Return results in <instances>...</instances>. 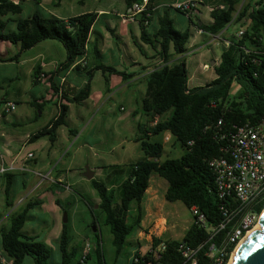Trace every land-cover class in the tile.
I'll use <instances>...</instances> for the list:
<instances>
[{"label":"trees","instance_id":"16d2710c","mask_svg":"<svg viewBox=\"0 0 264 264\" xmlns=\"http://www.w3.org/2000/svg\"><path fill=\"white\" fill-rule=\"evenodd\" d=\"M124 1L131 7L139 0ZM154 1L149 0L147 5L151 14L147 23H144V12L139 14L141 41L149 44L160 59V63L144 77L146 88L141 109L150 118L157 117L152 126L141 125L139 136L136 138L144 157L124 165L112 164L108 166L111 171L106 178L93 177L89 180L98 193V200L89 201L88 208L91 213H95L97 209L103 213V223L112 234L116 254L121 252L127 238L141 228L144 215L141 202L153 172L167 181L164 193L166 200L181 201L189 210L192 206H197L204 213L208 223L218 224L223 219L220 206L229 205L232 200L219 197L215 176L208 160L227 155V136L234 125L247 121L256 122L264 115V0H224L226 7L215 9L211 14V21L199 26L202 31L216 35L228 24L233 23L238 25V30H242V33L233 34L228 38V45L223 48L218 63L213 66L215 77L203 85L191 88L187 86L189 75L184 58L171 61L173 52L183 54L187 51L189 30L174 28L172 19L168 12H165L158 18L154 31H147L146 28L152 19ZM21 10L20 2L0 0V16L9 12L20 13ZM96 18L95 12L81 13L65 19L44 15L38 11L17 20L0 18V39L19 46L16 56L45 39H54L63 45L66 52L65 60L60 65L63 68L74 66L84 70L88 78L87 83L70 98L65 96L63 87L59 88L64 99L59 104L57 114L31 134V140L47 137L51 145L55 142L58 127L66 125L67 103H80L89 96L90 79L94 70L117 73L124 79L131 77L102 63L88 70L87 62L83 66L78 63L81 59L86 61L88 34ZM9 21L15 22L14 29H7ZM134 43L143 51L139 42ZM95 51L100 54L99 50ZM37 77V71H34V81ZM233 83L239 85L240 90L233 97H229ZM51 87L58 91L52 81ZM4 101L0 99V105ZM162 131L170 132L180 143L183 152L179 157L159 160L163 144L149 138L152 134ZM3 175L5 203L6 207L10 208L13 205L10 192L16 174L10 171ZM110 178L113 179V184ZM63 185L70 188L66 183ZM54 187L50 189L55 192ZM55 201L58 204L60 202L58 198ZM38 204L40 201L37 199L28 200L23 206L9 213L8 227H0L2 251L11 259L10 263L5 262L0 254V264H23L26 256H30L34 264H49V247L40 241L37 235L22 230L28 211ZM263 207L264 200L259 202L255 209L260 212ZM94 223L96 219L93 220L92 224ZM226 230L227 227L219 231L217 238L222 237ZM95 235L94 264H106L99 236L97 233ZM159 239H165L167 246L157 260L146 252L142 255L136 254L138 260H134L133 264H179V243L186 242L191 246H198L207 239V234L192 223L180 240L154 238L153 245ZM208 246L206 243L202 244L199 252L201 258L204 257L203 252ZM59 248V264H88L91 258V249L83 256L82 242H72L68 222L62 223ZM202 264H209V260L204 259Z\"/></svg>","mask_w":264,"mask_h":264},{"label":"rangeland","instance_id":"374dc122","mask_svg":"<svg viewBox=\"0 0 264 264\" xmlns=\"http://www.w3.org/2000/svg\"><path fill=\"white\" fill-rule=\"evenodd\" d=\"M21 3L24 9L23 13L28 9H33L35 6L33 1ZM26 15L28 14H25L23 17ZM185 19H187L186 16ZM103 22L104 19H101V21L97 23V26L102 27ZM14 28L13 23L9 21L7 29ZM1 41L7 42L8 44L10 42L0 39V51L5 52L6 45L5 43H1ZM119 47L122 50L125 49L124 44H120L119 41L114 40L113 49H106L104 51V59L97 58V61L99 60V63L102 62L108 66H115L119 63V59H117ZM206 50V48L203 49L204 52ZM197 57L198 55L195 57L194 55L186 56L187 68L189 71L192 70V65L190 64L191 59H196ZM92 60H94L93 57ZM201 62L202 60H200V63ZM26 68L27 65L20 66L15 62L1 61L0 59V93L4 94L6 90H9L7 92L9 96V92L13 91L16 81L25 89L22 96H20L22 101L16 105L14 111L3 114L4 103L0 105V166L10 163L8 160L11 157L10 155H13L14 151H19V154L24 156L31 147L29 144H21L17 142L15 138H12L15 132H18L21 137H24L29 131H34L37 127L45 125L56 112L55 105L48 102V106L42 114L39 113L40 110H37V121L19 126H14L9 123L16 120L17 116H19V119L22 121H27L26 119L32 113L33 109L24 101L25 99L32 101L34 95L39 98L42 96L47 97L48 95L47 90L49 89L44 85V82L38 84L31 83ZM64 73L65 72H63V74ZM14 77L17 78L15 79ZM67 79L72 83H80V79L77 78L75 71H70L67 75ZM91 84L93 94L89 103L90 105L88 107H80L79 105L71 104L69 115L66 120L67 125L59 127L55 158L47 154L49 141L46 138H41L38 144L44 143V146L42 149L39 148V155L36 162L34 163L31 161L28 163L26 166L29 167L24 173L13 170L16 175L10 192V198L18 202L21 197H25L22 201H19L20 207L28 200L37 199L40 201V204L28 211L22 230L37 235L38 239L49 247L51 251L48 259L49 264H59L61 260L59 237L64 213H66L67 216L72 242H82V250L86 240L90 243L91 258L88 260V264H94L96 260V255L93 250L96 241L95 233L99 236L100 247L106 264H133L135 255L146 253L150 246V243L146 244L144 242H141L140 245L135 244L133 236L136 234V230L127 238V242L121 252L116 254L112 244V234L108 226L103 223V213L98 209L95 213H91L88 208L87 203L89 201L98 200V193L91 186L89 179L84 176L82 172L79 173V169L89 165H98V167H100L102 164L116 162L130 163L142 159L144 157V152L140 147L139 141H136L134 137L139 134L140 126L149 127L151 120L141 109L140 105L138 113L133 115L130 110L131 106L126 101L128 95H133L134 97L140 96V89L132 90L128 88L118 91L113 87L112 99L106 103L101 102L92 108L91 102L95 101L104 86V79L101 71H96ZM238 90H240L239 85L233 83L229 91V97L236 95L239 92ZM9 97L10 99H14L15 97L20 98L18 95H11ZM121 104L125 108L120 109L119 106ZM87 108H90L92 112L89 118L91 121L83 130L84 126L81 124L80 114L85 113ZM68 128H76L77 138L68 136ZM166 135H168L167 140H165ZM149 139L151 141H161L163 143L164 149L159 160L179 157L183 152L175 136L167 131L152 134ZM7 142L10 143V146L7 145ZM169 145L171 146L167 149L166 146ZM33 146L38 147V145ZM66 167L72 169L71 173H67V182L70 188L62 187L58 182L54 183L56 184V187H54L52 178L57 172ZM38 171H40V173ZM50 172L52 173L49 174ZM100 172V168H97L95 174L97 179H102L103 177L100 176ZM23 183L28 185L27 188L23 186ZM149 183L151 186L155 187V189L159 190V197L161 200L159 209L169 213L170 218L176 221L181 227L175 232V236L180 240L184 232L182 227H188L193 220L190 210L181 201H168L165 199L164 193L167 181L156 172L151 174ZM3 187L4 175L0 173V215H3L6 211ZM51 187H54L56 191H52L50 189ZM57 198L60 201L59 204L55 201ZM142 202L146 205L145 197H143ZM94 206L96 209L97 204L95 203ZM147 208H149L148 205ZM155 208L156 207H153L152 210ZM94 219H96V223H94L96 227L95 231L92 228ZM2 225L3 227H8V217ZM0 251L3 253L1 244ZM24 264H33L32 258L27 256Z\"/></svg>","mask_w":264,"mask_h":264},{"label":"crops","instance_id":"0c3cea01","mask_svg":"<svg viewBox=\"0 0 264 264\" xmlns=\"http://www.w3.org/2000/svg\"><path fill=\"white\" fill-rule=\"evenodd\" d=\"M12 1L20 2V4H22L21 2L26 3L27 1H33L35 3V6L33 7V9L30 10L28 9L23 13L24 9L23 6L21 5L22 10L20 13L13 14L9 12L4 16H0L1 19L3 20L8 18L11 20L22 19L24 18L23 16L25 14L30 15L33 12H37V11L44 15H54L59 18H65V19L86 12L97 13V18L89 31L88 40L86 43V50H87L86 62L88 66L87 70L90 67H94L102 63V62L99 63V60L97 61V58L104 59V51L106 49H111V50L113 49L114 40L119 41L120 44H124L125 46L124 50H122L120 47L118 48L117 59H119V63L112 67L116 68L119 71L125 72L131 77L124 79L120 74L117 73H110L107 71L103 72L100 69L94 70L92 72L90 79L91 89L89 96L80 103H75V102L67 103L68 113L66 120L69 115L71 104H76L79 105L80 107L83 106L88 107L90 105L89 103L91 101V97L93 94L91 82L96 71H101V74L104 79V86H103V90L100 91L99 96L95 99V101L91 102L92 103L91 107L93 108V106L101 102L106 103L110 101V99H112L113 97V91H112L113 87H115L114 89L118 91L128 88H131L132 90L140 89L141 90L140 96L134 97L133 95H128V98L126 99L127 103L131 106L130 110L132 114L135 115L136 113H138L139 105L141 107L142 99L145 94L146 83L144 77L148 72H150L155 67V65L160 63V59L156 55L154 49L149 44L143 43L141 41L140 38L141 29L139 26L140 15L139 14L136 15L134 19H128L127 15L129 13L130 7L126 5L124 0H12ZM178 1L181 0H155L153 12H152V19L149 27H147L146 30L153 32L155 26H157L158 18L162 16L165 12H168L169 17L172 19L174 28L178 30H184V29L189 30V38L186 43L187 51L183 54H175L171 49V52H173V58L171 61L184 58L186 63L187 55H194V57L198 55L196 59L195 58L191 59L190 64L192 65V70L189 71L187 68L189 75L187 86L191 88V87L203 85L215 77L213 66L218 63L223 48L228 45V38L233 34H237L239 30H238V25L233 23L228 24L222 31H220L216 35L206 33L199 28V26L202 23L206 24L211 21V14L215 9L217 8L224 9L226 7L224 0H196L197 8L190 14L180 12L173 8V5ZM185 16L187 17V19H185ZM101 19H104V22L102 23L103 26L99 27L97 26V23L101 21ZM11 22L15 27V22L13 21ZM134 41H137L142 45L143 51H140L138 49ZM1 43H5L6 45V51L5 52L0 51L1 61L15 62L17 65L20 66L27 65L26 70L29 75L31 83L38 84L44 82L45 83L44 85L49 89L47 90V94H48L47 97L42 96L39 98L34 95L32 97L33 98L32 101H29L27 99L24 100L32 107L33 109L32 113L27 117L26 119L27 121H22L21 119H19L20 117L17 116L16 120L9 122L14 126L26 125L28 123L37 121V115H38L37 110H40L39 113L42 114L46 110V107L48 106V102H51L56 107V112L52 115V117H54L58 112L60 102L64 99L61 97L59 88L63 87L64 92H66L65 96L70 98L72 97L74 92L82 88L88 81L86 72L84 70L76 69L74 68V66H71L69 68H63L60 65L61 62L65 60L66 52L63 45L57 40L45 39L35 44L34 46L26 49L21 54H19V56H16V53L19 48L18 45H13L10 43L8 44L7 42H2V41ZM205 48L207 50L204 52L203 49ZM96 49L99 50L100 54L96 53L95 51ZM92 57L94 60H92ZM200 60H202L201 63ZM205 65H207V67H205ZM186 67H187V63H186ZM34 71H37V75H39L40 71H43L44 73H46V76L44 78H39L34 81L33 78ZM70 71L76 72V76L77 78L80 79V83H72L67 79V75L70 73ZM63 72L65 73L63 74ZM14 78L16 79L17 77ZM51 81L57 87L58 91H54L52 89ZM8 91L9 90H6L4 94L0 93V99L5 100L4 102L14 101L16 105L22 101L20 96H22V93L25 91V89H23L22 86L19 85L18 81L15 82L14 89L12 92H9L10 94L9 96L18 95L20 98L15 97L14 99L13 98L10 99V97L7 95ZM119 108L123 109L125 107L121 104ZM91 113L92 112L90 111V108L89 109L87 108L85 113L80 114V120L82 122L81 124H83L84 126L83 130L89 125L91 121V119L89 120ZM43 126L37 127L36 129H34V131H29V133H26L24 137H21L18 132L14 133L12 138H15L17 142L21 144L22 143L29 144L31 146L27 152L33 153V158L26 160L24 163L25 155L21 156L19 154V151L17 152L14 151L13 155H10L11 157L8 160V162L14 161L15 166L13 170L24 173L27 171V168L29 167L26 166L28 165V163H30L31 161H33L34 163L36 162L39 155L38 150L39 148L40 149L43 148L44 143L38 144L39 139L41 138L36 140H31L30 135ZM59 127L56 131L55 142L52 145L49 142V146L47 148V154L52 155L53 158H55L56 156L55 150H56V144L58 143ZM76 134H77L76 128H68L69 137L77 138ZM138 136L139 134L135 135L134 139L136 140ZM166 136L168 137V135ZM42 138H46L49 141L47 137H42ZM7 145L10 146V143L7 142ZM33 145H38V147H35ZM171 145L166 146V148L168 149ZM128 163L116 162L111 164H102L100 165V167H98V165L95 166L89 165L88 167L90 170L93 171V177H95L97 168H100L101 170L100 176L101 177L103 176L102 179H104L106 178L107 174L110 173L111 171L108 166L112 164L124 165ZM13 170L12 172H14ZM38 172L40 173V171ZM71 172L72 169L70 167L61 169L52 178L53 184L55 182H62L59 184H61L62 187L66 188L67 186H64L63 183L69 185L67 182V173H71ZM81 172L84 175L85 167L79 169V173ZM51 173L52 172H50L49 174ZM112 180L113 179L110 178L111 183L113 182ZM23 186L27 188L28 185L23 183ZM143 197H145L146 199V205L142 202L144 215L141 220V228L138 229L136 234L133 236L135 244L140 245L141 242L147 244L149 243L150 236L153 235L155 237H160V238L178 239L175 236V232L181 227L178 225L176 221L170 218L169 213L159 209V204L161 202L159 197V190L155 189V187L151 186V184L149 183V186L146 189V192ZM24 198L25 197H21L20 200H18V202H15V200H13V205L10 208H7L6 203L4 202L6 211L3 215H0V226L5 222V219H7L9 213L12 210H15L20 207L19 201H22ZM147 205L149 206V208H147ZM153 207L156 208L152 210ZM190 225L188 227H182V230L184 231L182 236L184 235L185 231L190 227ZM0 254L2 255L3 261L8 263L11 262V259L8 258L4 254V252L2 253L0 251Z\"/></svg>","mask_w":264,"mask_h":264},{"label":"built area","instance_id":"2783aa9c","mask_svg":"<svg viewBox=\"0 0 264 264\" xmlns=\"http://www.w3.org/2000/svg\"><path fill=\"white\" fill-rule=\"evenodd\" d=\"M148 4L149 0L134 2L127 18L134 19L136 15L144 12V23H147V18L151 15L147 9ZM173 7L190 14L196 10L197 1L181 0ZM241 33L242 30H239L237 35ZM78 63L83 66L86 61L81 59ZM45 76V73L40 71L37 79ZM15 108L14 101H6L3 112H12ZM156 121L157 117L151 119L149 126L155 124ZM227 138L228 146L225 149L227 155L212 157L208 160V164L214 173L219 197L229 198L232 202L229 205L220 206L223 219L218 224L208 223L204 213L197 206L190 208L192 223L202 228L207 234V239L202 244L206 243L209 246L203 252L204 257L201 258L199 252L202 244L191 246L186 242H180L177 246V251L181 256L179 264H202L206 258L209 264H228L241 239L259 223L263 209L258 212L255 208L259 202L264 200V115L256 122L247 121L234 125ZM167 139L168 137L165 136V140ZM31 158H33V153L27 152L24 156V163ZM14 166V161L6 165L2 164L0 173L10 172ZM226 227L224 235L217 238L218 232ZM154 238L160 237L150 236V246L147 252L154 260H157L165 251L167 244L165 239H159L153 245ZM90 248V243L86 240L82 255L85 256ZM134 260L138 259L135 257Z\"/></svg>","mask_w":264,"mask_h":264},{"label":"water","instance_id":"95a60500","mask_svg":"<svg viewBox=\"0 0 264 264\" xmlns=\"http://www.w3.org/2000/svg\"><path fill=\"white\" fill-rule=\"evenodd\" d=\"M84 175L91 179L93 171L85 166ZM67 222L66 213L63 216V223ZM261 228L253 230L244 241L237 245L234 249V259L231 264H264V208L259 217ZM93 230H96L95 225H92Z\"/></svg>","mask_w":264,"mask_h":264},{"label":"bare ground","instance_id":"6f19581e","mask_svg":"<svg viewBox=\"0 0 264 264\" xmlns=\"http://www.w3.org/2000/svg\"><path fill=\"white\" fill-rule=\"evenodd\" d=\"M260 228H261L260 223L256 224L252 229H250V230L248 231V233L246 234V236H245L244 238L241 239V241L238 243V245L241 244V243L244 241V239L247 238V235H248L251 231H253V230H259ZM234 256H235V254L232 255V258L230 259V261H229L228 264H231V263H232V261H233L232 259H234Z\"/></svg>","mask_w":264,"mask_h":264}]
</instances>
